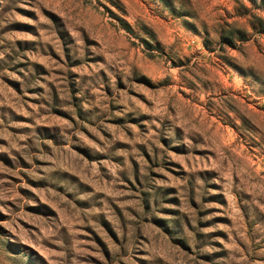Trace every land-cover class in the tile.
Masks as SVG:
<instances>
[{
  "label": "rangeland",
  "instance_id": "1",
  "mask_svg": "<svg viewBox=\"0 0 264 264\" xmlns=\"http://www.w3.org/2000/svg\"><path fill=\"white\" fill-rule=\"evenodd\" d=\"M0 264H264V0H0Z\"/></svg>",
  "mask_w": 264,
  "mask_h": 264
}]
</instances>
